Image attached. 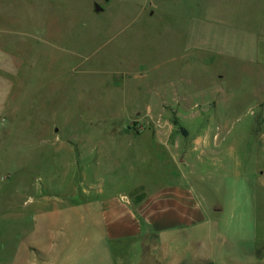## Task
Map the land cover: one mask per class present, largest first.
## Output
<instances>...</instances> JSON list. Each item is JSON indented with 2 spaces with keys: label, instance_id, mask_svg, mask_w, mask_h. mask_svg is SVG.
I'll use <instances>...</instances> for the list:
<instances>
[{
  "label": "rangeland",
  "instance_id": "1",
  "mask_svg": "<svg viewBox=\"0 0 264 264\" xmlns=\"http://www.w3.org/2000/svg\"><path fill=\"white\" fill-rule=\"evenodd\" d=\"M3 1L0 264H105L89 254L118 205L149 237L150 205L196 201L216 239L221 204H264L263 39L220 52L210 29L201 51L172 29V3L152 19L134 11L144 0L130 15L120 0Z\"/></svg>",
  "mask_w": 264,
  "mask_h": 264
},
{
  "label": "crops",
  "instance_id": "2",
  "mask_svg": "<svg viewBox=\"0 0 264 264\" xmlns=\"http://www.w3.org/2000/svg\"><path fill=\"white\" fill-rule=\"evenodd\" d=\"M94 1L97 4V0ZM116 1L100 2L105 4L106 9L113 7ZM120 1L123 4L122 13L130 15L133 10H128L127 5L131 4V0ZM164 3L178 5L174 12L165 11V15L173 21L170 23L172 29L183 33L187 38L186 43L200 46L201 51L210 50L207 47L210 29L219 32L220 52L226 51L221 50L225 45L243 43L245 36L252 46L257 45L258 38L264 40V0H144V4L135 7L134 11L139 9V15L152 19L155 16L161 18L160 11H163ZM0 4H5V1L1 0ZM0 20H8V24L11 22L13 25L10 13L4 12ZM211 20L217 21L216 27L208 23ZM10 32L15 31L10 27L0 28L2 35ZM191 37L199 39L191 40ZM127 207L118 205L115 210L119 214L113 218L112 211H109L110 216L104 222L106 234L98 237L100 241L96 242L99 252L90 253L88 260L94 257L99 263L98 258L101 257L106 261L105 264H195L196 260L203 261V264H207V261L210 264H264V236L258 239L259 235H255L254 230L253 235L250 230L246 231L250 216L247 226L244 223L245 212L249 215L250 212L262 214L263 220L260 221L255 219L256 214L253 216V227L264 222V204L248 205L247 210L241 212L238 210L239 205L221 204L219 239H215L217 235L213 239L209 238L212 227L204 206L196 201L188 202L185 199L184 202H173L162 197L150 205L145 216L146 226L154 235L149 237H141V224ZM224 212L225 215L222 214ZM188 243L195 244V247L187 246ZM147 244L150 245V251H147ZM213 245L216 251L212 252ZM139 259L141 263L137 262Z\"/></svg>",
  "mask_w": 264,
  "mask_h": 264
},
{
  "label": "water",
  "instance_id": "3",
  "mask_svg": "<svg viewBox=\"0 0 264 264\" xmlns=\"http://www.w3.org/2000/svg\"><path fill=\"white\" fill-rule=\"evenodd\" d=\"M97 9H99V10H100V9H101V7H100V6H97Z\"/></svg>",
  "mask_w": 264,
  "mask_h": 264
}]
</instances>
